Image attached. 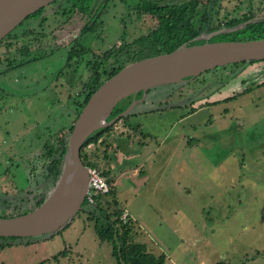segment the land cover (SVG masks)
Returning <instances> with one entry per match:
<instances>
[{"label":"rangeland","instance_id":"obj_1","mask_svg":"<svg viewBox=\"0 0 264 264\" xmlns=\"http://www.w3.org/2000/svg\"><path fill=\"white\" fill-rule=\"evenodd\" d=\"M140 1L109 3L93 34V52L136 40L154 27L153 19L139 14ZM219 3L229 16L249 9L264 15V0ZM210 20L218 22L214 13ZM235 72L215 69L201 73L203 85L192 80L147 89L127 125L117 120L101 142L86 147L95 168L106 169L111 179L113 194L100 196L101 207L126 212L134 241L163 254L162 264H264V61ZM21 73L9 72L13 88L0 90L8 98L0 105V214L27 209L52 189L51 183L44 188L41 144L48 127L71 120L81 88H69L71 96L64 84L50 89L53 79L46 73L31 76L29 88H17ZM227 74L231 81L220 88ZM36 80H50L49 87L34 88ZM244 87L249 90L242 93ZM138 92L114 106L123 111L140 99ZM234 92V98L222 99ZM87 211L83 205L57 232L9 240L0 249V264H116L111 244L97 236ZM63 249L65 256L55 263L52 257Z\"/></svg>","mask_w":264,"mask_h":264},{"label":"water","instance_id":"obj_2","mask_svg":"<svg viewBox=\"0 0 264 264\" xmlns=\"http://www.w3.org/2000/svg\"><path fill=\"white\" fill-rule=\"evenodd\" d=\"M53 0H0V39L30 14ZM256 16L233 27L200 34L193 40L236 30L259 20ZM264 60V38L249 40L185 43L169 52L127 63L105 79L87 98L66 138V148L59 176L44 200L32 210L0 217V237H35L51 234L65 227L83 207L87 186V168L79 152L84 140L94 131L128 114L143 99L147 89L187 81L186 78L232 63ZM141 91L140 99L130 104L111 121L106 118L122 98ZM115 237V233H113Z\"/></svg>","mask_w":264,"mask_h":264},{"label":"trees","instance_id":"obj_3","mask_svg":"<svg viewBox=\"0 0 264 264\" xmlns=\"http://www.w3.org/2000/svg\"><path fill=\"white\" fill-rule=\"evenodd\" d=\"M66 1L70 6L83 13H86L92 2V0ZM106 1L107 0H104L102 2L100 8H105ZM219 1L220 0H205L203 2L200 0L140 1L139 14L141 16H147L148 18L153 19L155 22L154 27L136 40L131 42H121L115 49H113V51H110L108 56L105 57L109 58V70H106V68H102L100 71L94 70L91 76V89L86 95H84L82 101L78 103L77 109L73 111L71 120L68 123L61 122L59 127L56 129L51 127L46 129V136L41 144L39 152V157L42 160V170L44 172V188L46 187L47 183H51L53 187L59 176L60 165L66 148V138L81 107L86 102L89 95L105 79L110 77L124 65L144 57L172 51L183 43L190 45L203 43L205 41L249 40L264 38V15H257L249 9L246 13L242 14V16H229L227 13H221L219 11ZM212 13L215 14L218 20L217 24L215 25H213L210 20ZM256 16H260L261 18L259 20L246 23L244 26L236 30L215 34L207 40H193L194 37L200 34L209 33L220 28L233 27ZM92 21L93 23L91 25L83 26V29L81 30L82 33L95 32L96 28L98 27V23L96 19H92ZM256 62L257 61L255 60H251L248 62L232 63L216 68V70L227 68L229 73H234L235 70L237 68L239 69L241 65L252 64ZM214 70L215 69L208 70L203 73ZM227 75V77L223 75V77H221H225V79L228 80L229 74ZM200 77L201 74L195 77L186 78V80L189 81V83L193 80V82H200V84L203 85L206 83L207 79ZM247 89L248 88H244L241 92L244 93ZM136 94L139 95L140 92H137ZM236 95L237 93L229 98H234ZM229 98L225 100H228ZM206 102L207 101H202L197 107L202 104H206ZM122 109L123 108L114 106L107 116L106 121L113 118L115 115L121 112ZM130 115L131 114L128 113L124 116H121L114 122L121 120L125 125H127L126 120ZM112 124L94 131L82 143L79 156L81 162L86 167H95L94 162L89 159L91 152L86 151L87 145H93L97 143L101 137H104V135L110 131ZM99 142H101V140ZM108 148L109 146H107V149ZM103 154L106 156V151H104ZM99 173L103 175L108 185L109 192L107 195L113 194L111 186L112 183L108 176V171L106 169H102L99 171ZM45 197L46 195L40 196L36 199L33 198V202L27 209L17 210L15 213L0 214V217H11L26 213L37 207ZM99 199L100 196H97L93 205H86L83 201V205L88 206L87 214L89 215V219L91 220L92 217V219L95 221L93 228L97 236L111 244V252L115 258L116 264H162L164 258L163 254L155 255L150 251H147L144 244L134 241V225L131 219L128 217L125 220L120 218L122 214L120 209H116L111 213H106L105 209L101 207ZM112 202L115 203L114 201ZM98 221L100 222L99 225ZM113 233H115V237H113ZM15 238L17 237H0V249H2L5 245H8L9 240ZM59 256H65L64 249L52 257L55 263L58 262L57 258Z\"/></svg>","mask_w":264,"mask_h":264},{"label":"flooded vegetation","instance_id":"obj_4","mask_svg":"<svg viewBox=\"0 0 264 264\" xmlns=\"http://www.w3.org/2000/svg\"><path fill=\"white\" fill-rule=\"evenodd\" d=\"M103 1L92 0L89 9L83 13L70 6L66 0H53L9 31L0 39V90L13 88V85L10 86L6 80L9 72H23L14 80L18 82L21 80L20 82L23 83L16 86L17 88H29L31 86L29 79L34 74L41 76L47 74L50 80L53 79L50 89L61 90L64 84L66 94L69 96H71L69 88H76L79 84L81 88L75 93L76 98L70 106L73 111L76 110L78 103L91 89V76L94 70L100 71L102 68L109 70V58L105 57L121 42H128L118 40L110 46V49L108 47L104 51L101 50L99 54L93 52L95 32L82 33L81 30L84 25H91L92 19H96L98 23L95 31L103 25L104 21L101 17L106 13L109 3L114 0H107L105 8H100ZM90 52L91 58H88ZM67 77L76 79L66 80ZM229 81L231 80H225L220 88H224ZM48 82L41 85L36 80L32 85L44 91L45 86L49 87ZM219 93L221 94V90ZM234 94L235 92L230 93L222 99L225 100ZM7 100L5 95L0 94L2 107L8 102Z\"/></svg>","mask_w":264,"mask_h":264},{"label":"built area","instance_id":"obj_5","mask_svg":"<svg viewBox=\"0 0 264 264\" xmlns=\"http://www.w3.org/2000/svg\"><path fill=\"white\" fill-rule=\"evenodd\" d=\"M87 168V186L84 195V202L86 205H93L97 196H105L109 192L108 185L103 175L95 167ZM128 214L122 213L120 218L125 220Z\"/></svg>","mask_w":264,"mask_h":264},{"label":"crops","instance_id":"obj_6","mask_svg":"<svg viewBox=\"0 0 264 264\" xmlns=\"http://www.w3.org/2000/svg\"><path fill=\"white\" fill-rule=\"evenodd\" d=\"M248 66V65H247ZM224 82H225V80H224ZM229 87V86H228ZM223 92H221V94H222ZM220 94V93H219ZM216 95H218L217 93H216ZM90 145H92V144H89V145H87V147H89V149H91L90 147ZM87 152L89 151V150H86ZM200 263H202V262H200Z\"/></svg>","mask_w":264,"mask_h":264}]
</instances>
